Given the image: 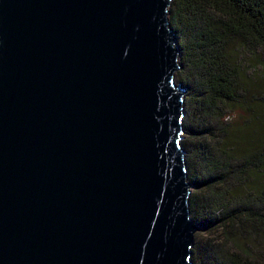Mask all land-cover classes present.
<instances>
[{"label":"water","instance_id":"1","mask_svg":"<svg viewBox=\"0 0 264 264\" xmlns=\"http://www.w3.org/2000/svg\"><path fill=\"white\" fill-rule=\"evenodd\" d=\"M172 0H0V264H193Z\"/></svg>","mask_w":264,"mask_h":264},{"label":"trees","instance_id":"2","mask_svg":"<svg viewBox=\"0 0 264 264\" xmlns=\"http://www.w3.org/2000/svg\"><path fill=\"white\" fill-rule=\"evenodd\" d=\"M168 10L185 87L189 211L222 234L193 248L192 262L264 264L242 246L264 251V0H172Z\"/></svg>","mask_w":264,"mask_h":264},{"label":"rangeland","instance_id":"3","mask_svg":"<svg viewBox=\"0 0 264 264\" xmlns=\"http://www.w3.org/2000/svg\"><path fill=\"white\" fill-rule=\"evenodd\" d=\"M245 51L241 52V55H245ZM181 68V66H180ZM175 82H177L176 76H175ZM185 98V96H184ZM238 115L239 112L235 111V110H231V112H229V114L226 116V118L224 120H226L227 122H235L238 120ZM183 141H188L187 139V135L185 133L182 132L181 134V142ZM193 193V188L191 186V188L189 189V195ZM220 234V230H205V229H199L193 236V245H192V250L195 247L198 246H202L204 244V242H208V240H215L216 243L220 242L221 238ZM222 241V240H221ZM256 241V240H255ZM260 244V241H256ZM240 243V242H239ZM243 248H246L248 250H250L252 256L254 255V258L257 255V258L261 260V262H264V251H263V246H256L255 247V243L253 241V243H249V241L246 244H242Z\"/></svg>","mask_w":264,"mask_h":264}]
</instances>
